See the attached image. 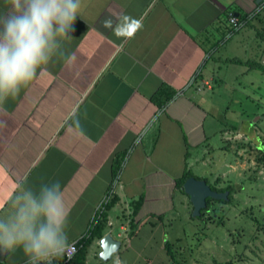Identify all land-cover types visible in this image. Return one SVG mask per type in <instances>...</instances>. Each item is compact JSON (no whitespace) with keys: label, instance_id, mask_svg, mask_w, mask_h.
<instances>
[{"label":"crops","instance_id":"obj_1","mask_svg":"<svg viewBox=\"0 0 264 264\" xmlns=\"http://www.w3.org/2000/svg\"><path fill=\"white\" fill-rule=\"evenodd\" d=\"M263 1L81 0L62 48L76 54L75 63L69 68L53 57L0 111V209L17 183L38 191L59 182L69 244L88 238L106 217L85 264H173L168 231L192 213L176 183L186 172L203 180L196 164L213 160L217 87L235 84L248 71V56L264 66V41L256 29L242 32L251 21L230 33L229 14L253 16ZM10 7L0 0V16ZM120 14L143 21L131 40L101 26ZM203 80L211 85L198 91ZM227 168L223 173L234 170ZM105 234L121 242L107 262L98 258ZM0 264H28V258L22 249L0 250Z\"/></svg>","mask_w":264,"mask_h":264},{"label":"rangeland","instance_id":"obj_2","mask_svg":"<svg viewBox=\"0 0 264 264\" xmlns=\"http://www.w3.org/2000/svg\"><path fill=\"white\" fill-rule=\"evenodd\" d=\"M250 21L242 32L249 35L253 28L261 34L264 13L253 14ZM246 69L235 84L217 87L213 106L219 130L209 143L213 160L196 164L199 172H194H203L212 187L219 177L217 188L229 186L230 201H214L208 213L175 221L168 234L172 252L183 264H264V164L255 159L264 146V74L248 65ZM238 131L243 136L232 145L224 140V135L231 137ZM228 164L234 170L223 173ZM255 219L261 224L259 230Z\"/></svg>","mask_w":264,"mask_h":264},{"label":"clouds","instance_id":"obj_3","mask_svg":"<svg viewBox=\"0 0 264 264\" xmlns=\"http://www.w3.org/2000/svg\"><path fill=\"white\" fill-rule=\"evenodd\" d=\"M9 12L0 16V111L55 56L70 68L76 54H65V41L78 17L81 0H8ZM101 26L118 39L131 40L143 21L128 14L106 18ZM75 127L83 135L79 121ZM69 209L59 182L42 184L38 191L17 183L6 207L0 209V250L22 249L28 264H51L70 245L65 231ZM70 258V257H69Z\"/></svg>","mask_w":264,"mask_h":264},{"label":"trees","instance_id":"obj_4","mask_svg":"<svg viewBox=\"0 0 264 264\" xmlns=\"http://www.w3.org/2000/svg\"><path fill=\"white\" fill-rule=\"evenodd\" d=\"M264 1L260 4L261 6V10L253 13L254 15L257 13H261L263 12L264 13V5H263ZM242 19V17H241ZM244 19V18H243ZM250 20H248V23H249ZM263 32H261V34L259 33H256L257 35V38H259L260 40L262 39L264 41V29H262ZM245 64L248 65L249 68L251 69H256L258 71H260L262 74H264V66L255 62V61H248V62H244ZM170 98V95H167L166 96V99ZM261 150H258L260 155L257 156L255 159L258 163H262L264 164V146H260ZM192 175L189 173V172H186L182 178L177 181L176 185L179 189H181L182 187V184L188 179L190 178ZM196 179H199L201 180V178H198L196 177ZM204 180V179H203ZM205 181V180H204ZM206 182V181H205ZM207 183V182H206ZM218 184L216 183L215 186H210L209 187L211 188V190L213 191H216V192H224V191H228L229 194H228V200L227 201H219L220 203H228L230 201V197H231V194H232V191H231V188L229 186L225 187V188H217ZM215 200H211V199H206V208L204 210H201V213H200V216H202L204 214V212L208 213L209 210H211L212 208V202H214ZM137 208H138V204L135 203L134 205H132V209H133V212L135 213L137 211ZM255 222V225H257V229L256 230H259L260 229V223L255 219L254 220ZM106 223V217L105 215H101L100 216V220L97 221L96 225L93 227V229L90 231L89 233V236L88 238L86 239H83L82 241H80L77 246H78V249H77V252L76 254L74 255V257L69 260V261H66L65 260V257H60V258H56L54 260L51 261V264H85V257H86V253H87V250H88V245L91 241H93L94 239H98L102 236V232H103V229H104V225ZM264 232V227L262 226L261 228ZM254 238L256 237V234H254ZM171 246L172 244L171 243H166L165 247H166V250L167 252L169 253L172 261H173V264H183V261L181 260H178L175 256V254L172 252V249H171ZM216 264H219L218 262H216ZM225 264H230L229 263H225Z\"/></svg>","mask_w":264,"mask_h":264},{"label":"water","instance_id":"obj_5","mask_svg":"<svg viewBox=\"0 0 264 264\" xmlns=\"http://www.w3.org/2000/svg\"><path fill=\"white\" fill-rule=\"evenodd\" d=\"M181 190L188 196L192 206L191 217L197 218L200 216L201 210L206 208V199L215 201H227L228 191L216 192L211 190L204 180H199L194 177L188 178L181 187ZM100 252L98 258L107 262L115 255L121 245V242L112 238L110 234H105L98 242Z\"/></svg>","mask_w":264,"mask_h":264},{"label":"built area","instance_id":"obj_6","mask_svg":"<svg viewBox=\"0 0 264 264\" xmlns=\"http://www.w3.org/2000/svg\"><path fill=\"white\" fill-rule=\"evenodd\" d=\"M251 17H252V14L248 15L247 18L239 19V18L234 17L232 14H229L228 21H229V23L231 25V32L230 33H234L236 31L240 30L245 25V21L247 19L249 20ZM193 81H194V79L190 80V85L193 84ZM210 85H211V83H210L209 80H203V81H201L199 83V85H197V90L200 91L201 89L209 88ZM237 139H238V135L231 136V137L227 136V134L225 135V140L226 141H230L231 142V141H235ZM111 193L112 192H110V194H108V196H106L104 198V200H103L104 203H107V201L111 197ZM128 222H129V220H128ZM124 238H125L126 241H128L127 234L124 236ZM69 245H70V247L67 250L66 254L64 255L66 261L71 260L74 257V255L76 254L77 249H78L77 243H75V242L71 243ZM116 264H119V263L117 262Z\"/></svg>","mask_w":264,"mask_h":264}]
</instances>
